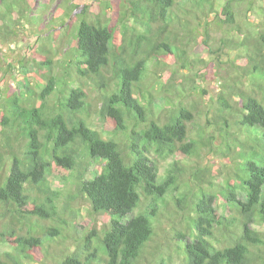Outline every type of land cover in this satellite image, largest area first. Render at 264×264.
<instances>
[{
    "label": "trees",
    "instance_id": "obj_1",
    "mask_svg": "<svg viewBox=\"0 0 264 264\" xmlns=\"http://www.w3.org/2000/svg\"><path fill=\"white\" fill-rule=\"evenodd\" d=\"M40 2L0 0V264H264V0Z\"/></svg>",
    "mask_w": 264,
    "mask_h": 264
},
{
    "label": "rangeland",
    "instance_id": "obj_2",
    "mask_svg": "<svg viewBox=\"0 0 264 264\" xmlns=\"http://www.w3.org/2000/svg\"><path fill=\"white\" fill-rule=\"evenodd\" d=\"M40 1L41 0H37V6L41 5ZM261 1L262 0H255L257 5H261L262 4ZM60 2H61V0H53V2L50 5V7L48 9H46L44 12L41 13L43 15V19L44 20H47V19L50 18V15L55 10L56 5L59 4ZM79 8H77L76 11L80 10ZM32 13H34V10L32 11ZM39 13H40V11H39ZM242 20L245 21L244 29H251V30L257 29L258 20L259 19H258V16H257L255 11L246 13L245 16L242 17ZM60 22H61L60 19H57L56 22H52L50 25L59 24ZM68 23H69V26L66 28V30L68 31L67 33H66V30H65V33H64L63 29H62V31H60L61 30L60 27L57 26L58 27L57 30L60 31V32H56V33H53V34H48L47 36L42 37V39H41V42L42 43L44 42L49 47L53 57H55V58H61L62 57V53L65 52V50H67L69 45H70L71 34H72V29H73V27H72L73 23L72 24L70 22H68ZM51 27H48V32L50 31ZM27 44H28L27 39L23 40V41H15V42L10 43L8 45V47L5 46L6 48H4V49L8 53L13 54V56H14V52L17 51V50H13V49H16V48H19L20 49L19 51H21V53L23 51H25L27 53L26 48L25 49L22 48V47H25ZM225 51H227L228 54H229V61L233 60L235 58V55H237V53H238L235 50H230V49H227V48L225 49ZM194 53H195L194 55L197 56V57H203L207 61L210 60L208 54H206V52H204V51L203 52L195 51ZM238 56H239V54H238ZM225 58H226V56L224 55L223 59H225ZM239 60L242 61L241 59H239ZM233 68H234L233 66L230 67V64H229V66L227 64L223 66L224 70H228L232 75H236V72L232 71V70H234ZM29 70H32V68H29ZM239 76H240L241 80L245 79V81H246V78H244L242 75H239ZM19 77L17 76L15 78V84L17 86H18V80L20 79ZM205 87L207 89V94H202L201 97L197 98V100L200 101L202 104L209 105L208 103H210V99L215 98L216 94L219 92V86H218V83L216 81V78L214 76H211L205 82ZM90 94H91V97L94 98L96 96L97 92L92 90ZM188 94H190L193 97H197V93H195V92L194 93H188ZM201 117H202V120H203V116H201ZM93 120H96V119L93 118ZM96 125L98 126V128H100V126L98 124V121L96 122ZM100 170H101V165L99 163H92L89 166V170L87 171L85 177L86 178H91L94 174L99 173ZM57 178H58V176H56L55 174H51V176H49V179H50V181L52 182L53 185H57L58 184L59 181L57 180ZM78 201L81 202V206H80L81 207V211H80L81 214L77 218V222H76L75 225H76V232H77L78 235H80L82 233H86V230L89 229V227L91 225V222H92V218L89 217V215H88V203H86V202H84V201H82L80 199H78ZM134 214H135V211L132 212L129 216H132ZM167 222H168V220L167 221L163 220V225L162 226L168 227V223ZM254 227H256L257 229H260V230H264V224H259V225H256ZM160 236H161V239L163 240L164 236H165V232L162 235H160ZM70 247L72 248V246H70ZM57 252L59 253V251H57ZM172 255H173L172 256V260H173L174 263L182 264L183 256H182L181 253H176L175 252ZM147 257L150 258L151 256L147 255ZM151 258H153V257H151ZM51 262L52 261L48 262V264H51ZM152 262H154V261L152 260ZM143 264H147V262H144Z\"/></svg>",
    "mask_w": 264,
    "mask_h": 264
}]
</instances>
